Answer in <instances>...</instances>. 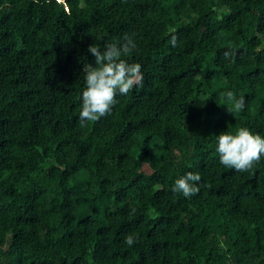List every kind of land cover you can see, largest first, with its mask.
I'll return each instance as SVG.
<instances>
[{
    "label": "trees",
    "instance_id": "1",
    "mask_svg": "<svg viewBox=\"0 0 264 264\" xmlns=\"http://www.w3.org/2000/svg\"><path fill=\"white\" fill-rule=\"evenodd\" d=\"M125 35L143 84L82 123L87 49ZM240 128L264 140V0H0V264H264V161L215 152Z\"/></svg>",
    "mask_w": 264,
    "mask_h": 264
},
{
    "label": "clouds",
    "instance_id": "2",
    "mask_svg": "<svg viewBox=\"0 0 264 264\" xmlns=\"http://www.w3.org/2000/svg\"><path fill=\"white\" fill-rule=\"evenodd\" d=\"M172 42L175 43V37ZM136 48L135 40L128 35L118 42L105 39L102 47L96 43L88 47V53L95 58V65L85 63L82 68L85 85L80 93L79 120L82 123L106 115L116 102V96L127 95L134 88L142 86L144 76L141 65L125 59ZM221 96L232 100L233 93L227 91ZM242 106L243 100H239L236 107ZM215 140L218 163L226 168L242 173L264 161V140L246 128H240L235 133L223 131L215 136ZM200 179L198 173L185 172L174 180L172 191L190 197L198 191ZM124 242L131 246L133 239L127 236Z\"/></svg>",
    "mask_w": 264,
    "mask_h": 264
}]
</instances>
